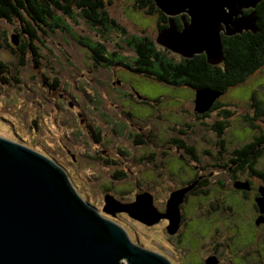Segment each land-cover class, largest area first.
I'll return each instance as SVG.
<instances>
[{"label":"rangeland","instance_id":"obj_1","mask_svg":"<svg viewBox=\"0 0 264 264\" xmlns=\"http://www.w3.org/2000/svg\"><path fill=\"white\" fill-rule=\"evenodd\" d=\"M108 1L110 15L130 32L138 34L143 30L155 40L154 15L148 16L132 8L133 0ZM67 22L76 34H91L82 22ZM17 29L16 20L12 24L0 20V58L7 66L9 77L8 83L0 86V137L54 161L66 173L83 201L99 215L119 224L135 245L172 260L174 264H198V260L209 252L208 247L192 246L188 236L179 246L174 236L166 234L167 222L162 221L164 219L144 226L124 213L106 216L101 211L103 197L108 193L115 200L129 204L136 194L147 192L152 197V205L160 212L170 192L186 181L183 178L188 177V170L191 172L197 162L202 173L209 175L216 172L214 179L232 182L229 169L233 165L228 161L230 152L241 144L251 142L254 132L244 120L242 122V115L250 113L248 102L253 92L264 101V67L249 76L245 83L227 89L218 98L236 113L228 120L229 126L222 134L225 153L220 155L219 148L215 146L214 133L206 128L218 119V114L211 111L209 118L197 119L193 113L194 90L191 88L158 83L121 68H114L112 73L93 67L89 52L74 39L59 33L50 38L42 37L48 52L37 46L43 57L39 72L28 55L25 65L19 69L15 57L3 45L5 42L13 46L10 38ZM40 74L46 75L50 81L53 78L60 80L61 84L52 95L43 89ZM62 85L66 90L69 87V91L64 92ZM69 92L77 95V101L80 99L77 104L71 102ZM135 95L147 99L149 105L138 104ZM58 98L66 109L58 108ZM95 100L98 102H93ZM155 100H159L157 105L153 104ZM93 104H96L95 109H92ZM120 108L131 111L141 122L128 124L127 120L117 115ZM252 123L264 133V124L260 119ZM90 124L98 127L99 140L92 135L93 132L89 134V127H85ZM133 125L140 126V130ZM140 134L146 136L147 142L137 146ZM176 138L196 149L197 162L188 160V170L181 162L185 161L178 147L181 145L178 141H170ZM167 141L169 150L164 146ZM174 146L178 148L177 152ZM148 149L154 155L150 162L143 156ZM102 150L117 164L102 163L101 159H105ZM164 153L168 157L166 164L161 157ZM178 154L182 156L178 157ZM257 168L264 170V155L259 158ZM121 172L124 177L117 178ZM245 175L248 176L244 173L243 180ZM255 180V184H261ZM249 217L248 214L247 219ZM218 252L221 253L222 264H240L232 247H220ZM243 264H264V247H243Z\"/></svg>","mask_w":264,"mask_h":264},{"label":"water","instance_id":"obj_2","mask_svg":"<svg viewBox=\"0 0 264 264\" xmlns=\"http://www.w3.org/2000/svg\"><path fill=\"white\" fill-rule=\"evenodd\" d=\"M167 17L155 44L183 59L204 55L207 64L223 61L222 37L256 33L254 9L262 0H151ZM250 10L248 13L244 11ZM179 17L181 28L173 22ZM10 42L17 45L16 36ZM222 95L209 88L194 90L193 112L202 115ZM70 106V104H69ZM200 179L170 192L164 211L152 205L147 192L124 204L110 194L102 213H124L144 226L166 220V234L177 232L178 207ZM237 190L248 183L235 182ZM254 204L264 225V185ZM171 264L161 255L133 244L125 231L75 192L66 173L47 157L0 137V264ZM213 258L204 264H215Z\"/></svg>","mask_w":264,"mask_h":264},{"label":"trees","instance_id":"obj_3","mask_svg":"<svg viewBox=\"0 0 264 264\" xmlns=\"http://www.w3.org/2000/svg\"><path fill=\"white\" fill-rule=\"evenodd\" d=\"M109 6L108 0H0V20L9 24L16 20L18 28L13 34L17 38L18 45L11 46L3 42L4 48L15 57L19 69L25 65L26 55H28L39 72V63L43 57L37 46H42L48 52L43 45L42 37L50 38L59 33L69 36L86 49L90 54L93 67L98 69L113 73L114 68H121L169 86L188 87L192 90L209 88L222 94L229 88L245 83L249 76L264 67V0L254 9L256 33L243 32L240 35L222 37L224 57L223 61L215 66L207 64L204 55H196L191 59L180 58L157 46L151 35L143 30L138 31V34L130 32L124 24L110 15ZM131 6L145 15L155 16L156 33L167 27V17L157 10L151 0H133ZM248 12L250 10L244 11V13ZM67 21L74 24L77 21L82 22L91 34L88 36L76 34ZM173 22L178 29L181 28L179 17H174ZM126 52L130 54L127 55ZM7 71V66L0 58V86L8 83ZM39 78L41 84L53 86L55 92L61 84L56 78L50 81L44 74H40ZM61 87L64 92L69 91V87L67 90L65 86ZM82 92H84L83 89ZM69 97L74 104L80 100L77 101V95L70 92ZM136 97L138 104L149 105L147 99L141 96ZM158 103L159 100L153 102L154 105ZM59 104L58 108L66 109L62 101H59ZM248 105L250 113L242 115V122L244 119L247 126L254 132L251 142L232 149L228 161L233 164L240 159L241 162L237 164V167L243 170V175L245 173L248 175L245 177L254 178L264 185V170L257 168L259 158L264 155V133L260 127L252 123L260 119L264 124V101L257 97L256 92H253ZM226 106L217 99L208 112L202 115L193 112L197 119H207L211 111L217 112L218 119L206 125V128L214 133L215 146L219 148L220 155L222 152L225 153V149H222L225 144L222 134L229 126L228 120L236 114ZM95 107L96 104H93L92 109ZM118 112L117 115L127 120L128 124L132 125L135 121H140L135 119L131 111L120 108ZM75 113L77 115V112ZM86 126L89 127V134L93 132L92 135L97 138L98 127L91 124ZM182 145L184 144L178 147L180 149L192 147L188 144L184 147ZM122 150L124 152V149ZM204 153L208 154L207 151ZM191 158L196 161L192 152ZM114 163L117 164L113 161L105 165H114Z\"/></svg>","mask_w":264,"mask_h":264},{"label":"flooded vegetation","instance_id":"obj_4","mask_svg":"<svg viewBox=\"0 0 264 264\" xmlns=\"http://www.w3.org/2000/svg\"><path fill=\"white\" fill-rule=\"evenodd\" d=\"M41 85L47 94L55 92L53 86H45L44 83ZM85 127L87 126L85 125ZM136 127L138 130L141 128L140 126ZM114 132H116V130ZM179 135L183 134L179 133ZM134 137L137 138V136ZM139 137V143H136V145H145V142H147L146 136L144 137L142 134H140ZM159 140L162 141L163 138H159ZM170 141H178L180 145L184 144L182 147L186 146L187 144L184 140H179L178 138L171 139ZM166 144L168 145V141L164 146L167 150H169V146H166ZM241 146H243V144H241ZM174 149L176 152L178 151L177 147ZM180 151L185 156V161H180L187 169V161H193L191 158V152L194 155V158L197 159L196 149L194 147H191V149L186 147L181 148ZM124 152V154L128 155L125 150ZM101 154L105 158L101 159L103 163L111 164V162L114 161L107 157V154L103 150L101 151ZM143 156L150 162L154 155L148 149L147 152L145 151ZM179 156L182 155L178 154V157ZM161 157L164 160V164H166L168 160L167 153H164ZM240 162L241 160L237 159V163L234 162L232 164L233 166L229 169L233 177L232 182L214 179L213 177L214 174H217L216 172L212 174L209 173V175L202 173L200 170V164L197 162L196 165L192 166L191 172L187 169L189 172L188 177L183 178V180L186 181H182L183 183L179 187H186L194 182L198 177H200L195 186L185 194L182 203L178 207L180 222L177 232L172 235L179 246H181L183 241L186 239V236H188V238L191 240L190 244L192 246L208 247L209 252L198 260V264H204V260L207 258H213V260L216 262L215 264H222L221 253L218 252V248L220 247H232L234 255L239 258L240 264H243V247H245V249L251 245L253 247H264V225L255 224V219L259 216V213L254 204V198L257 197L256 189L259 185L263 184H255L254 178L248 179V177H245L243 180V170L240 167H237V164ZM116 177L122 178L124 177V173L121 172ZM243 181L248 183V190H237L233 187L235 182ZM107 191L108 188H106V193ZM163 211L164 209L160 212ZM248 214L250 215L249 219H247ZM162 221L167 222L166 220ZM113 223L120 227V225L116 222ZM245 237L249 239V241H245ZM131 242L136 244L133 241ZM254 253L257 255L256 252ZM168 261L171 264H174L172 260Z\"/></svg>","mask_w":264,"mask_h":264}]
</instances>
